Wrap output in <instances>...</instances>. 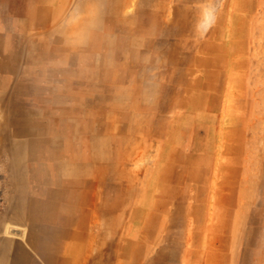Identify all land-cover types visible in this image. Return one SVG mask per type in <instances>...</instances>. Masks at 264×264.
Masks as SVG:
<instances>
[{
  "label": "rangeland",
  "instance_id": "obj_1",
  "mask_svg": "<svg viewBox=\"0 0 264 264\" xmlns=\"http://www.w3.org/2000/svg\"><path fill=\"white\" fill-rule=\"evenodd\" d=\"M0 264H264V0H0Z\"/></svg>",
  "mask_w": 264,
  "mask_h": 264
}]
</instances>
